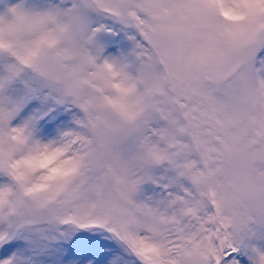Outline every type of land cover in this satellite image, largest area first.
Listing matches in <instances>:
<instances>
[{
    "label": "snow or ice",
    "instance_id": "snow-or-ice-1",
    "mask_svg": "<svg viewBox=\"0 0 264 264\" xmlns=\"http://www.w3.org/2000/svg\"><path fill=\"white\" fill-rule=\"evenodd\" d=\"M0 264H264V0H0Z\"/></svg>",
    "mask_w": 264,
    "mask_h": 264
}]
</instances>
